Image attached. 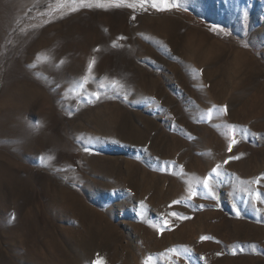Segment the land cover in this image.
Wrapping results in <instances>:
<instances>
[{
	"label": "rangeland",
	"instance_id": "374dc122",
	"mask_svg": "<svg viewBox=\"0 0 264 264\" xmlns=\"http://www.w3.org/2000/svg\"><path fill=\"white\" fill-rule=\"evenodd\" d=\"M175 2L0 0V264H264V0Z\"/></svg>",
	"mask_w": 264,
	"mask_h": 264
},
{
	"label": "snow or ice",
	"instance_id": "6c2138e0",
	"mask_svg": "<svg viewBox=\"0 0 264 264\" xmlns=\"http://www.w3.org/2000/svg\"><path fill=\"white\" fill-rule=\"evenodd\" d=\"M161 2L165 4V7H173V6H177L178 7L179 6V4L175 2V0H174L173 3H169V0H161ZM140 3H141V7H143V5L145 3V0H140ZM81 6H88V7H90L91 5L84 4L83 3V0H81ZM129 6L132 7L134 5H129ZM152 7L153 8H157L158 7V4L156 2H153L152 3ZM71 10H74V9H71ZM44 59H47V57L45 56ZM94 62L95 61L93 60L91 63H89V66H88L89 69H91L92 63H94ZM81 87H83V85H81ZM93 95H97V94L96 93H93ZM97 98H99L98 95H97ZM229 127L234 128L235 126L234 125H229ZM236 143H237V141L235 139H232L231 140V142L228 145V151L229 152H231L233 145L236 144ZM85 151H88V149L85 148ZM238 158L239 157H232V156L229 157V159H238ZM224 163L225 164L228 163V160H225ZM219 169H220V165L218 164V165H216V167H214V168L211 169V172L209 173L208 176H205L204 177V185L203 186H204L205 189L208 190V195L211 196L213 199L215 198V196L213 194L212 187H210V185H209V177H211L213 175H216L217 177H219L221 175V173L219 172ZM193 194H195V193H193ZM189 199H191V196L189 197ZM179 202L180 201H173L172 203L173 204H176V203H179ZM237 214H239V213H237ZM173 215H179V213H173ZM201 239L202 240L203 239H209V237H201ZM167 251L170 252V251H174V250L173 249H169ZM92 264H102L101 258L97 257V260L93 261ZM144 264H151V258L146 259L145 262H144Z\"/></svg>",
	"mask_w": 264,
	"mask_h": 264
},
{
	"label": "bare ground",
	"instance_id": "6f19581e",
	"mask_svg": "<svg viewBox=\"0 0 264 264\" xmlns=\"http://www.w3.org/2000/svg\"><path fill=\"white\" fill-rule=\"evenodd\" d=\"M258 99H259V98H258ZM81 209H82V208H81ZM96 227H97V226H96ZM98 230H99V229H98ZM151 232H152V231H151ZM149 233H150V232H149ZM103 241H104V240H103ZM106 241H107V240H106ZM36 254H37V253H36ZM38 254H39V253H38ZM38 254H37V255H38ZM40 256H41V255H40Z\"/></svg>",
	"mask_w": 264,
	"mask_h": 264
}]
</instances>
